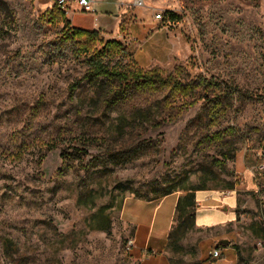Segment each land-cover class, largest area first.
I'll return each mask as SVG.
<instances>
[{"label": "rangeland", "instance_id": "obj_1", "mask_svg": "<svg viewBox=\"0 0 264 264\" xmlns=\"http://www.w3.org/2000/svg\"><path fill=\"white\" fill-rule=\"evenodd\" d=\"M91 1L94 13L67 17L126 47L111 66L181 69L201 85L117 100L64 24L44 19L54 0H0V264H141L121 220L128 197L221 192L243 171L253 181L236 221L180 232L169 252L173 264H264V0ZM221 90L226 111L212 122L205 98Z\"/></svg>", "mask_w": 264, "mask_h": 264}, {"label": "trees", "instance_id": "obj_2", "mask_svg": "<svg viewBox=\"0 0 264 264\" xmlns=\"http://www.w3.org/2000/svg\"><path fill=\"white\" fill-rule=\"evenodd\" d=\"M52 24H64L66 33V40L68 42H74L78 46L77 53H83L89 56V78L98 79L103 78L107 81H112L117 84L119 92L117 100L121 99V95L128 91H169L167 100L170 97H190L194 93L196 87L201 83H184L182 81V70L177 69L171 74H166L161 68H153L151 70H145L135 63H128L123 65L122 63H116L111 66L119 57L129 58L130 52L119 41L109 40L104 41L100 38L97 31H86L76 28H71V22L67 17L66 12L59 9L56 5L47 11L43 16ZM130 54V55H129ZM78 86H75V89ZM235 91H239L238 89ZM240 93V91H239ZM121 94V95H120ZM123 97V96H122ZM201 96L200 99H202ZM229 97L227 90H221L218 93L211 94L205 98L206 117L211 121H216L217 117L224 113L226 100ZM191 103L190 105H193ZM49 149H53L54 146L47 144ZM219 162V161H218ZM235 183H226L225 189H234ZM203 190V188H181L171 187L164 192L163 196L144 199L145 201H152L158 198H162L171 195L176 192H186L187 195L179 200L177 207L176 226L171 232L170 239L173 243L176 234L183 232V234L194 229V209L196 207L195 194L197 191Z\"/></svg>", "mask_w": 264, "mask_h": 264}, {"label": "crops", "instance_id": "obj_3", "mask_svg": "<svg viewBox=\"0 0 264 264\" xmlns=\"http://www.w3.org/2000/svg\"><path fill=\"white\" fill-rule=\"evenodd\" d=\"M117 25L120 31L121 23ZM127 33L131 35L134 42L138 41L131 31V26L128 27ZM160 33L163 31L158 30L154 34L159 35ZM161 50L166 51V48L163 46ZM137 63L141 65V62L137 61ZM238 175L241 176L242 181L234 189H225L221 192L213 191V193L207 194L196 192L195 229L224 228L236 221L237 192L247 191L253 181L252 175L247 171L239 172ZM186 195V192H176L152 201L128 197L123 202L120 212L121 220L132 230L130 240L133 242V246L131 251L141 264H173L169 252L170 235L176 226L175 219L179 200Z\"/></svg>", "mask_w": 264, "mask_h": 264}, {"label": "built area", "instance_id": "obj_4", "mask_svg": "<svg viewBox=\"0 0 264 264\" xmlns=\"http://www.w3.org/2000/svg\"><path fill=\"white\" fill-rule=\"evenodd\" d=\"M54 2H55V5L62 11L66 12L67 15H69L70 12H73V13H80V12L94 13L95 12L94 3L91 0H54ZM134 6L143 7L144 4L142 2H136ZM155 19L157 21H162L163 15L157 14ZM257 171L261 173L264 172V164L260 165L257 168ZM224 195L226 196V194ZM128 245L130 248H132L133 242L130 240ZM211 255L214 259H217L220 257V252L219 250H215L211 253Z\"/></svg>", "mask_w": 264, "mask_h": 264}, {"label": "water", "instance_id": "obj_5", "mask_svg": "<svg viewBox=\"0 0 264 264\" xmlns=\"http://www.w3.org/2000/svg\"><path fill=\"white\" fill-rule=\"evenodd\" d=\"M221 244L227 246L229 244V242L227 240H224L221 242Z\"/></svg>", "mask_w": 264, "mask_h": 264}]
</instances>
